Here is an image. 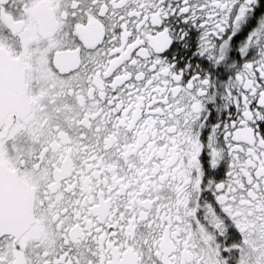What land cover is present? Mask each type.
I'll list each match as a JSON object with an SVG mask.
<instances>
[{
  "label": "snow or ice",
  "instance_id": "snow-or-ice-1",
  "mask_svg": "<svg viewBox=\"0 0 264 264\" xmlns=\"http://www.w3.org/2000/svg\"><path fill=\"white\" fill-rule=\"evenodd\" d=\"M0 264H264V0H0Z\"/></svg>",
  "mask_w": 264,
  "mask_h": 264
}]
</instances>
